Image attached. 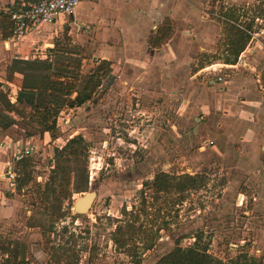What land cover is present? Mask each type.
I'll return each mask as SVG.
<instances>
[{
    "label": "rangeland",
    "instance_id": "obj_1",
    "mask_svg": "<svg viewBox=\"0 0 264 264\" xmlns=\"http://www.w3.org/2000/svg\"><path fill=\"white\" fill-rule=\"evenodd\" d=\"M23 1L16 0V8ZM206 11L210 17L204 14L205 18L224 24L225 38L213 55L216 60L233 57L231 51H225L230 43L227 31L234 35L231 27L247 34L248 44L264 43V0L249 7L236 0H228L227 4L214 0ZM86 29L68 23L47 30L53 34L52 46L26 55L31 58L34 53L36 59L55 60L57 54L56 60L72 68L81 59L83 74H89L98 67L99 60L94 40L82 41L79 36ZM11 63L6 70L0 69V127L3 131L9 129L13 140H23L18 145L20 151L32 147L35 151L15 163L16 189L6 191L5 182L0 184V264L11 257L10 251L18 252L19 258L25 257L29 264H156L175 248L177 240L186 247L194 242L196 234L210 243L216 257L232 258L243 248L264 264V183L245 178L248 171L261 176L264 172L261 167L251 171L241 165L235 153L239 147L234 151L205 144L209 140L206 129L197 128L201 117L183 105L190 94L181 84V68L153 71L146 82L139 84L128 83L131 68L121 62L111 65L109 71L115 80L110 83L109 74L103 75L101 87L90 102L64 109L57 129L41 136L29 107L11 102L8 105V96L14 97L12 90L21 89L23 83V76L13 75V69H9ZM243 71L240 66L216 67L201 76L215 80ZM10 83L14 85L11 90ZM11 122L5 127L4 123ZM78 135L87 142L89 158L87 161L82 156L65 163L72 175V199L62 203L61 217L51 218V212L58 210L59 193L48 195L44 188L56 166V150ZM160 172L196 176V187L175 195V206L170 199L151 203L148 220H154L155 229L161 230L155 245L128 255L113 242L116 220L123 218L125 207L140 209V191L149 188ZM56 187L59 192L60 187ZM79 190L85 192L77 193ZM90 193L96 194L93 205L79 214L76 202Z\"/></svg>",
    "mask_w": 264,
    "mask_h": 264
},
{
    "label": "crops",
    "instance_id": "obj_2",
    "mask_svg": "<svg viewBox=\"0 0 264 264\" xmlns=\"http://www.w3.org/2000/svg\"><path fill=\"white\" fill-rule=\"evenodd\" d=\"M213 1L83 0L74 14L61 16L43 26L40 34H29L22 43L12 46H19L17 48L7 49L0 41V69L6 70L14 59H36L34 53L31 58L26 55L31 50L51 47L53 34L47 30L66 27L68 23L87 28L79 35L82 41L94 40L98 60L108 61L112 66L121 62L131 68L128 83L146 82L153 71L162 73L168 67L181 68L184 72L181 84L190 94L183 105L190 113L201 117L197 128L206 129L209 140L205 144L221 145L234 151L239 147L235 153L239 155L241 165L251 171L261 167L264 172V43H247L240 54L247 58L245 71L231 78L215 80L201 76L216 67L228 69L236 64H227V60L213 57L225 38L224 24L207 17L206 9ZM255 1L261 0H236L244 7ZM16 5V0H0V12L16 10ZM168 23L173 31L165 38L167 35L162 29ZM227 38L230 43L226 52L241 47L235 41V33L227 31ZM232 56L228 60L233 61L235 56ZM192 68L197 69L188 74ZM11 86L14 85L10 83L9 90ZM16 88V92L12 90L15 97L20 89ZM15 97L10 98L13 104ZM3 130L0 127V180L5 183L0 184L6 185L7 191L6 168L11 164L15 166L14 157L22 152L18 145L23 140H13L8 135L9 129ZM246 173L245 178L263 180L264 183V176L250 171Z\"/></svg>",
    "mask_w": 264,
    "mask_h": 264
},
{
    "label": "trees",
    "instance_id": "obj_3",
    "mask_svg": "<svg viewBox=\"0 0 264 264\" xmlns=\"http://www.w3.org/2000/svg\"><path fill=\"white\" fill-rule=\"evenodd\" d=\"M14 11V9H9L7 12H0V35L2 39L11 38L13 35L11 15ZM231 28L233 29L231 32L237 36L235 41L238 45L241 44V47L230 50L235 56V60H227V64H234L237 61L249 40V36L242 30L235 27ZM162 30L164 35H167L165 38H167L171 36L173 28L167 24V27ZM54 48L51 49V52L53 50L55 53ZM57 57L55 54V60L51 58L46 60L14 59L9 66L10 70L13 69V75L20 74L23 76L21 89L15 97L16 103L30 108L31 120L37 124L41 136L46 133H53L57 129L58 117L64 109L83 107L90 102L101 87L103 75L109 74L110 83L115 80V76L112 75L111 70L109 71L111 63L108 61L99 60V65L94 71L83 74L81 59H78V65L72 68L69 64L60 63L59 60H56ZM106 69L108 70L105 73L104 70ZM8 101V105H11L9 96ZM12 124L13 122L4 123L5 127H10ZM56 151V166L44 188L48 195L49 193H59L56 196L58 210L55 209L51 212V218L61 217L62 203L66 199H72L73 194L69 188L72 175L70 170L65 168V163L82 156L87 161L89 158L87 142L81 135L73 137L62 149ZM23 162L27 164L26 160ZM56 186L60 187L59 192ZM193 187H196V176L158 173L152 180L150 187L140 191V209L125 207L123 208V218H117L116 229L113 234V242L116 248L131 256L141 249L150 250L153 248L161 230L160 228L155 229L154 220H151L152 223L148 220L151 217L148 211L149 205L159 203L163 199H170L172 205L175 206L178 203V199L174 198L175 195L180 196ZM80 192L85 191H77V193ZM179 201L182 202L183 200ZM165 202L168 205V202ZM165 227H168V223L165 224ZM193 238L194 242L186 247L177 240L175 248L162 256L156 264H263L244 251L243 248L237 256L221 259L211 253L210 243L204 240L203 235L196 234ZM13 252H8L10 253L9 256L11 253L12 255L4 261L5 264H29L25 257L21 259L18 252H14V255Z\"/></svg>",
    "mask_w": 264,
    "mask_h": 264
},
{
    "label": "built area",
    "instance_id": "obj_4",
    "mask_svg": "<svg viewBox=\"0 0 264 264\" xmlns=\"http://www.w3.org/2000/svg\"><path fill=\"white\" fill-rule=\"evenodd\" d=\"M83 0H24L21 6L16 9L12 15L13 35L11 38L2 39L5 48L9 49L12 46L22 43L29 34H40L43 26L55 22L61 16L72 15L81 5ZM225 4L228 0H223ZM218 16V14H214ZM208 17L209 14H208ZM224 21L226 18H222ZM249 34H251L249 32ZM246 56H240L238 62L233 65V68H247L248 64ZM15 97V96H14ZM16 103V99H13ZM12 102V100H11ZM13 103V102H12ZM35 148H28L24 152L18 153L14 157V162L22 161L29 157ZM9 181V190L16 189L18 173L14 165H8L4 175ZM244 199V196H242Z\"/></svg>",
    "mask_w": 264,
    "mask_h": 264
},
{
    "label": "water",
    "instance_id": "obj_5",
    "mask_svg": "<svg viewBox=\"0 0 264 264\" xmlns=\"http://www.w3.org/2000/svg\"><path fill=\"white\" fill-rule=\"evenodd\" d=\"M96 199V194L90 193L79 199L75 204V210L79 214L86 213L91 206L93 205L94 201Z\"/></svg>",
    "mask_w": 264,
    "mask_h": 264
}]
</instances>
